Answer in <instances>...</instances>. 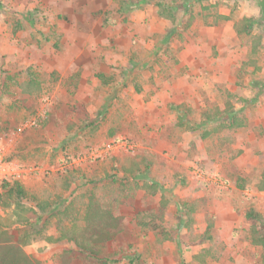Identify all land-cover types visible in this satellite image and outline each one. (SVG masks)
Instances as JSON below:
<instances>
[{
  "label": "rangeland",
  "instance_id": "rangeland-1",
  "mask_svg": "<svg viewBox=\"0 0 264 264\" xmlns=\"http://www.w3.org/2000/svg\"><path fill=\"white\" fill-rule=\"evenodd\" d=\"M0 35L3 157L33 169L8 178L27 195L0 211V264H261L244 214H264V0H0ZM228 102L243 124L215 130ZM161 206L170 239L136 223ZM59 223L79 239L50 242Z\"/></svg>",
  "mask_w": 264,
  "mask_h": 264
},
{
  "label": "trees",
  "instance_id": "trees-1",
  "mask_svg": "<svg viewBox=\"0 0 264 264\" xmlns=\"http://www.w3.org/2000/svg\"><path fill=\"white\" fill-rule=\"evenodd\" d=\"M162 3H159V5ZM186 4V8L189 6ZM189 10V9H188ZM165 15L170 16L172 19L173 14L165 10ZM219 18L222 19H229L230 16L220 14L218 16ZM194 20V15L191 14L190 18L188 20V23L186 25L187 28H189L192 24V21ZM253 18L251 17H244L243 21L239 24L236 25L237 32L238 33H243L244 31H247L250 29L251 26H253ZM251 63H255L254 60H251ZM257 66V65H256ZM258 68V67H257ZM71 110L74 111L77 115V117L81 119H86L88 120L90 118V113L89 110L87 109L86 105L83 102H76L74 105H72ZM226 115L228 117H226ZM205 117L211 121L215 119L221 120V123L217 125L214 129L215 130H220L221 128H232V127H240L242 126L243 122L239 118V116L235 113L234 114V107L233 105L228 102L227 107L225 109H221L220 107H216L214 112H205ZM228 118V121H227ZM223 121V122H222ZM210 132H207L205 135H208ZM246 182L245 179H242L241 183L238 182L241 188H243L245 185L244 183ZM2 193L0 194V201L2 203L3 208H9L12 206V202L15 203V209L16 212L18 213V209L21 207L22 200L24 197H26L27 192L23 186V184L19 180H11L8 178H5L2 183ZM258 189L264 190V171L262 174V178L258 183ZM155 191V190H154ZM164 205V203H163ZM66 209H63V211L60 212V214L63 215L64 218L69 216V210L67 207ZM196 207L194 205H189L187 208V213L188 216L191 218L192 214L195 213ZM18 218H20V214L18 213ZM245 218L250 222V237L252 242L260 246L262 248L261 252V264H264V214L257 210L255 207L251 206L245 211ZM165 210L164 207L161 206L158 210L155 209H150V210H142L139 211L138 214L136 215V223L142 227V228H148L152 229L155 231L157 234H163L164 239H170L171 236L169 232L167 231V227L164 225L165 223ZM27 216H23L22 219H24V223H27ZM193 219H189V221L186 223L187 227H190L192 224ZM62 223L58 224V230L61 232V235L58 237V239L53 238L52 236L47 237L48 240H63V239H70V240H78L79 239V232L76 235V229L74 227V222L73 227L71 226L70 228H65L64 226H61ZM4 226L6 228H4ZM9 227V221H6V218L0 219V237H2L5 234V229ZM3 228V229H1ZM73 229V231H72ZM213 229H214V224L209 223L206 230L204 231L203 234L199 235V240L200 242H204L206 240H211L213 239ZM209 251L207 250L206 253ZM210 254V253H208ZM195 257L199 258L200 261L205 262V255L202 253L196 254ZM2 264H9L7 260H5ZM13 264H26L25 262H17Z\"/></svg>",
  "mask_w": 264,
  "mask_h": 264
},
{
  "label": "built area",
  "instance_id": "built-area-1",
  "mask_svg": "<svg viewBox=\"0 0 264 264\" xmlns=\"http://www.w3.org/2000/svg\"><path fill=\"white\" fill-rule=\"evenodd\" d=\"M32 125H37V121L36 119H34L32 122H30V124H25L23 127L24 129L27 128V126H32ZM4 139H2V137H0V194L2 193L3 189H2V183H3V180L5 178H9V176L11 177L12 175H14V173H17V174H22V173H29V172H33V169L32 170H29V169H26V168H19L17 167L16 165L12 164L11 161H8L6 160L3 156H4V153L2 152V142H3ZM122 141L119 143V145L123 146V148H125L126 150L128 151H135V147H136V144L135 143H127L126 140L124 139H121ZM108 145L106 146H103V148H100L99 150L97 149H93L91 148V150L87 151L86 152V155L82 156V157H79L78 159H81V161H86L87 158H93L95 159L97 156L100 155L101 152H103V150L105 151L108 147ZM112 146V145H109V147ZM15 170V172L13 171ZM195 175L199 178H204V179H207L209 181H211L212 183H218L219 182V178L217 177H214L213 179H209L206 177V175L203 173V171H200V170H196L195 172ZM2 209V205H1V201H0V211Z\"/></svg>",
  "mask_w": 264,
  "mask_h": 264
},
{
  "label": "crops",
  "instance_id": "crops-1",
  "mask_svg": "<svg viewBox=\"0 0 264 264\" xmlns=\"http://www.w3.org/2000/svg\"><path fill=\"white\" fill-rule=\"evenodd\" d=\"M0 37H1V35H0ZM9 40L7 39V38H5L3 41H1V42H3L4 44H9V42H8ZM96 82V81H95ZM73 241V240H72ZM7 262H9V260L7 261ZM3 263V262H2ZM13 263H15V262H11L10 264H13Z\"/></svg>",
  "mask_w": 264,
  "mask_h": 264
}]
</instances>
